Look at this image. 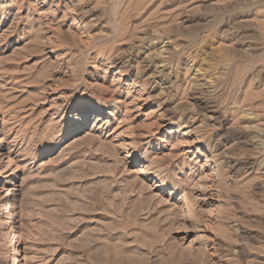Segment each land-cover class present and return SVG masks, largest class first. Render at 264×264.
Instances as JSON below:
<instances>
[{
  "label": "rangeland",
  "instance_id": "rangeland-1",
  "mask_svg": "<svg viewBox=\"0 0 264 264\" xmlns=\"http://www.w3.org/2000/svg\"><path fill=\"white\" fill-rule=\"evenodd\" d=\"M14 258L264 264V0H0Z\"/></svg>",
  "mask_w": 264,
  "mask_h": 264
},
{
  "label": "bare ground",
  "instance_id": "bare-ground-1",
  "mask_svg": "<svg viewBox=\"0 0 264 264\" xmlns=\"http://www.w3.org/2000/svg\"><path fill=\"white\" fill-rule=\"evenodd\" d=\"M134 172V174L135 175H137V176H140V175H143L144 173L141 171V170H139V169H137L136 171H133ZM8 182L7 181H5V179H4V183H3V185H6ZM9 183H13L12 181L11 182H9ZM13 196V195H12ZM11 197V196H10ZM12 200H11V198H10V201L8 202V203H6V207L4 208V209H1V212H6L7 211V213L5 214V215H3V217L4 218H9V222L5 225V226H7V227H11V229L12 230H14L15 229V224H16V215L12 212V209H13V207H12ZM12 238H11V241L10 242H12L13 243V245H14V247H15V253H18L20 250L18 249V243H19V240H20V236H19V234L17 233V232H14L12 235ZM16 246H17V248H16ZM16 255H18V254H16ZM14 261H15V263H19V262H21V261H19V258H14ZM20 264V263H19Z\"/></svg>",
  "mask_w": 264,
  "mask_h": 264
}]
</instances>
